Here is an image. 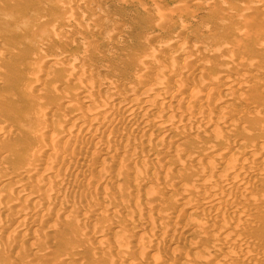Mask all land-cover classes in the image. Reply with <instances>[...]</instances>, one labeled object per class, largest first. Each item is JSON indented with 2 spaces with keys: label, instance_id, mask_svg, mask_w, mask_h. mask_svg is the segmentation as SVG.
<instances>
[{
  "label": "rangeland",
  "instance_id": "obj_1",
  "mask_svg": "<svg viewBox=\"0 0 264 264\" xmlns=\"http://www.w3.org/2000/svg\"><path fill=\"white\" fill-rule=\"evenodd\" d=\"M262 2L264 0H0V126L3 124L6 126L3 125L6 130L0 131V204L5 205L4 214L0 213V232L3 233V236L0 233V264H4L5 261H9L8 264H115L112 261L116 256L124 257L119 264H145V262L150 264L147 261H136L135 256H139L141 252L146 259L151 257L153 260V255L158 260L167 257L165 261L163 260L166 264H178L180 258L187 255L193 257V264H198L196 262L200 259L203 260L199 261V264H206L204 262L210 261L212 256H219L225 251L216 239L221 232V234L224 233L222 238L231 236L246 239L245 247L250 248L251 245L252 258L263 260L264 249L256 246L258 243L257 240L254 241L256 239L254 234L250 235L253 229L243 227L248 222H255L259 213H245L236 223L238 218L235 219L230 212L219 209L216 215H221L219 216L221 220L211 223L208 221L211 220V215L209 219L208 215L205 216L206 214L191 216L192 213L181 207V204L184 206L190 204L197 193V188H191L190 185L193 174L205 171L202 167L200 168L196 158L219 150L224 152L227 150L229 155L225 156L226 159L223 161L228 162L237 153L235 148L232 149L233 147L247 149V146L257 139L259 141L256 142L264 144V22H259L258 25L253 24L251 18H247L242 12V7H256ZM185 8L192 9L193 12L190 14V10ZM158 14H162L166 20L163 22L158 20ZM68 15L73 19L76 18L74 20L84 17L86 26L75 27L74 24L72 25L74 21ZM43 16L48 17L46 21H43ZM263 16L258 17L264 21ZM179 23L185 24L188 28L179 32L176 26ZM40 27H43L44 33L37 36L34 32ZM159 27H162V30ZM155 33H158L157 38H152ZM183 46L187 47L186 49L192 46L191 49L196 51L198 49L197 54L202 55L204 52V55L194 60L183 55L179 56L178 53ZM169 47H173V50ZM177 48H181L180 51ZM174 50H178V53ZM214 50L220 52H213ZM213 53L218 56H214ZM231 55L237 58L235 62L240 66L239 70L236 69L237 71L229 68L231 63L225 62L227 59L224 58ZM171 58H175L177 63L171 67V70H174L172 72L174 77L194 67L196 72L193 75L197 74L200 78L198 76L191 78L193 75H190V88L203 93L213 94L214 91L215 97H218L210 108L199 105L188 106L190 111H188V117L195 115L196 118H202L199 124L207 123L208 120L209 125L213 121L217 124L204 129L205 132L191 130L189 136L177 139L175 138L177 130L185 118L182 116L178 119V109L175 106L172 105V111L157 118L158 120L155 118L156 115L151 114L152 112L147 109L146 111L143 109V114L140 113L142 112L140 109H131L133 112L137 111L134 112L135 114L138 113L140 116L142 114L141 117L151 118L153 115L152 118L155 119V123L151 124L153 126L150 125V129L148 128L142 134L151 140V144L143 142L141 145L143 147L139 149L141 143L138 140L142 137L140 131L135 129L129 121H119V115L121 116L124 112L121 111L120 114V110L116 107H119V104H125L132 108L130 101L134 99V96L141 104H149V101L156 102L160 96L158 90L153 91L154 94L150 92L144 94L146 96L140 95L143 92L138 91L139 86L135 87L136 83L131 79V73L133 74L135 69H140L145 62L164 64L169 63ZM205 59L209 60V63L204 64ZM37 74H40L41 78L34 80ZM233 74L236 77H233ZM226 76L237 78V87L233 90H223V83L228 81ZM93 78L94 81L98 80L99 84L95 83ZM173 78L157 76L158 81L155 79L153 82L165 86L164 84L170 85ZM147 80L143 82L150 81ZM207 80L210 81L209 84ZM163 81L166 82L163 83ZM82 82L86 86L82 85ZM189 98L187 100L191 101V96ZM114 99L118 101L114 103L116 107L111 118L115 133L108 132L90 142L94 141L96 144L107 142L113 134L123 131V133L133 134L134 131L139 146L136 147L131 141L124 143L120 149L122 155L118 154L112 159H102L86 151L84 154L93 159H89L90 162L78 159L70 161L66 169L57 166L59 176L68 175L59 186L60 194L55 198L50 196L48 190L55 182L50 181L53 178L49 177L43 181L32 176L38 158L46 156L49 144L55 146V143L59 144L61 140L67 138L76 146L79 143L77 136L71 134L68 137L59 130L60 126L63 127L68 122L78 123V120L84 118L78 114L80 109L87 114L95 112L92 117L102 120L104 116L98 111ZM117 103H119L118 106ZM223 112L228 114L224 115ZM31 114L39 116H31ZM228 117H232V120ZM47 119L52 122H48ZM105 119L104 117L103 120ZM176 119L179 121L177 122ZM45 120L48 123H46L44 140L41 137V141L34 132ZM222 120L223 122L218 126V122ZM173 123L178 125L175 126ZM163 129L170 133L168 132L162 138L158 137L157 135ZM149 135L156 137L151 138ZM143 139L145 138L142 137L141 140ZM168 142L172 145H167ZM174 143L177 145L175 146ZM213 146H216L214 147L216 150ZM70 151L65 156L74 153ZM163 151H166L165 154ZM47 156L50 160L47 159L49 162L46 161L42 165L44 171L54 168L59 162L57 160L61 158L60 155L48 154ZM63 172L65 174L61 175ZM102 175L112 181L104 183L105 185L101 183L91 186L85 180L93 176L102 177ZM29 176L30 182L27 183ZM258 180L260 182L252 186L253 189L250 188L253 192L249 193L250 202H254L257 198L264 201V186H261L264 185V176ZM90 188L93 189L92 193L88 192ZM70 190L74 193L72 194ZM235 191V189L230 191L225 189V193ZM37 202L43 205H40L41 211L36 208ZM98 202L105 203V209L95 208ZM175 205H178L176 206L178 211ZM25 206L36 209L33 212L40 218L33 225H27L25 219L15 217L20 213V209L26 208ZM173 211L176 213L174 214ZM87 214L92 219L85 220L84 217ZM225 216L227 219L229 217L231 222L234 218L233 222L236 225L228 221L229 219L225 221ZM15 219L20 221L17 222ZM227 222L230 223L226 228L224 226H227ZM174 225L177 228L180 226L189 229L183 228L186 231L183 229L182 231L179 230L180 227L177 229ZM214 225H216L215 228ZM102 228L108 229L110 236L100 237L97 233ZM82 229L88 230L87 234H81ZM219 229H221L220 232ZM141 232L144 233L141 234ZM202 232H208V236L205 237ZM166 233H171L169 239L155 238L157 234ZM7 234L12 239L8 236L9 239L7 238L8 241H6ZM253 241L255 246L252 245ZM28 243L33 246L31 247ZM210 245L213 248L210 249ZM149 248L151 250L147 253ZM217 248L219 251L222 248V252L220 253ZM215 253L216 256H214ZM3 256H7L4 261ZM29 257L31 261L28 262ZM172 259L178 260L173 262ZM245 260L247 259H238L237 262H245Z\"/></svg>",
  "mask_w": 264,
  "mask_h": 264
},
{
  "label": "bare ground",
  "instance_id": "obj_2",
  "mask_svg": "<svg viewBox=\"0 0 264 264\" xmlns=\"http://www.w3.org/2000/svg\"><path fill=\"white\" fill-rule=\"evenodd\" d=\"M207 3H208V1H206ZM205 3V2H204ZM172 5V4H171ZM189 5V4H188ZM194 5V4H193ZM190 6V5H189ZM195 6V5H194ZM242 6H244V5H242ZM173 8V7H172ZM194 8V7H193ZM243 9V11L242 12H244V15L247 17V18H251V20H252V23L253 24H256V25H258L259 24V22H264V21H262L263 19L262 18H259L258 16H262V15H264V2H262L261 4H258V6H256V7H249V6H244V7H242ZM186 9V8H185ZM70 10V9H69ZM186 10H188V9H186ZM190 10V9H189ZM188 10V11H189ZM192 10V9H191ZM190 10V14H191V12H193V10L191 11ZM69 13H70V11H69ZM68 13V14H69ZM189 13V12H188ZM195 13V12H194ZM67 14V13H66ZM159 15V14H158ZM69 17H70V15H68ZM71 16H73V15H71ZM44 17V16H43ZM42 17V18H43ZM264 17V16H263ZM48 18V17H47ZM47 18L46 17H44L43 18V21H46L47 20ZM165 17H163V15L161 14V15H159V17H158V20H160V21H165L166 19H164ZM70 19H72V21H74V23L72 22V25L74 24L75 25V27H78V28H82V27H85L86 26V21H85V19H84V17H79L77 20H74V19H76V18H74L73 19V17H70ZM262 19V20H261ZM42 20V19H41ZM76 21V22H75ZM42 22V21H41ZM179 22H181V20H179ZM39 23V22H38ZM44 23V22H43ZM159 23V22H158ZM188 24V23H187ZM71 25V26H72ZM42 26V25H41ZM177 27V30L179 31V32H181V31H183L184 29L186 30V28H188V27H186V25L185 24H178V25H176ZM43 28V27H42ZM41 27L40 28H36V30H35V32H34V34L35 35H37V36H39V35H41V34H43L44 33V31H43V29H42ZM162 28V27H161ZM160 27H159V29H161ZM158 29V30H159ZM162 30V29H161ZM160 30V31H161ZM184 30V31H185ZM157 36H158V33H155L154 35H153V37L152 38H157ZM179 40V39H178ZM180 41V40H179ZM178 41V42H179ZM183 41V40H182ZM178 42H175V43H178ZM183 43V42H182ZM62 45H63V43H61ZM164 44H166V43H164ZM228 44V43H227ZM62 45H60L61 47H62ZM191 45L192 46H195L194 44H192L191 43ZM160 46H162V45H160ZM182 46V45H181ZM192 46H191V48H192ZM167 47V46H166ZM165 47V48H166ZM180 47V46H179ZM221 47V46H220ZM226 47V46H225ZM224 47V48H225ZM63 48V47H62ZM168 48V47H167ZM170 48V47H169ZM182 48V47H181ZM180 48V49H181ZM183 48H184V46H183ZM181 49V51H180V49L179 48H177V49H179V51H180V53H178L177 51L178 50H174V51H176V53H178L179 54V56H186V57H190V59L192 58V60H194V58H196V59H198L199 57H201V56H203L204 55V52L202 53V55L201 54H197V53H199L198 52V49H197V51L195 50V49H191V48H188V49H186L187 47H185L184 49ZM217 48H219L218 46H217ZM171 50H173V47H171L170 48ZM201 49V48H200ZM204 49V48H203ZM219 50H221V48H219ZM219 50H217L218 52H220ZM203 51V50H202ZM217 51H213V52H217ZM201 52V51H200ZM211 52V51H210ZM210 52H208V54L209 55H212V54H210ZM229 52V51H228ZM218 54V53H217ZM227 54V53H226ZM177 55V54H176ZM176 55H174V57L176 56ZM213 55L214 56H218V55H215L214 53H213ZM79 56V55H78ZM219 56H221V55H219ZM54 57V56H53ZM198 57V58H197ZM207 57V56H206ZM205 57V58H206ZM210 57V56H209ZM76 58V57H75ZM79 59H80V57H78ZM203 58V57H202ZM215 58V57H214ZM222 58V57H221ZM221 58H219V59H221ZM54 59V58H53ZM180 59V58H179ZM207 59H210V58H207ZM216 59V58H215ZM218 59V58H217ZM216 59V60H217ZM224 59H227L225 62H227L228 61V63H231L230 64V67L229 68H231V69H233V70H235V71H237V70H239L238 68L240 67L239 65H238V63H236L235 62V59H237V58H235V55H231V56H226V58H224ZM187 60V59H186ZM185 60V61H186ZM206 60V59H205ZM74 61V60H73ZM139 61H141V60H139ZM184 61V62H185ZM209 61V60H208ZM207 60L205 61V63L204 64H206V62H208ZM75 62H77V61H75ZM142 62V61H141ZM183 62V63H184ZM195 62H197V61H195ZM176 63V59L175 58H171L170 59V62L169 63H164V64H158L157 62H148V63H143V65L141 66V68L139 69L138 68V70H134V72H133V74L131 73V79H133L134 80V83H136V86L135 87H137V86H139L137 89H138V91H142L141 93L142 94H140V95H144V94H146V93H150V92H152L153 93V91L154 92H156L155 90H158V93H160V96L158 97V100L156 101V102H150L149 100V104H141V102L139 101V100H137L136 98L137 97H135L134 96V99L132 98L131 99V101H130V105H131V107L132 108H129L128 107V105H125V104H119V103H117V106H118V104H119V107H116V105L114 106V103L117 101V100H113V101H111V103H109V104H107L104 108H102V110H100V111H98L99 112V114H103V116L106 118L105 120H103L104 119V117H103V119L101 120V119H97V118H95V117H92L93 116V114H95V112L94 113H92V114H90V113H88L87 114V112L85 113L84 112V110L83 109H80V110H78V114H80L81 116H83L84 118H82L81 120H78V123H66L63 127H62V125L60 126V128H59V130H61V131H63L66 135H68V137H69V135H73V136H77V140H78V144L75 146L74 144H72V143H70V141H68L67 139H64V140H61L60 142H59V144H57V143H55V146H54V144H49V147L47 148V152H46V156L48 155V154H50V155H52V156H61V158L59 159V160H57V161H59V162H57V164L54 166V168H50V170L48 169L47 171L45 170L44 171V169H43V164L47 161V159H49L50 160V158L48 157H46V156H43V157H40V158H38V161L36 162V166H35V171L33 172V177H35V178H38V180H42L43 179V181H44V179H49V177L50 178H53V180L51 179L50 181L52 182V181H55L54 183H53V185H51L50 186V188H49V190H48V193L50 194V196H52V197H57L58 196V194H60V192H59V186H60V184L63 182V181H65L66 180V177H67V175L68 174H65L64 172L61 174V175H63V174H65V176H59L58 175V168H61V169H66V167H67V165H68V163L70 162V161H72V160H80V161H85V160H89V159H92L91 158V156H87L86 154H84V152H86V151H90V153H92L94 156H96L97 155V157H100V158H102V159H104V158H109V159H112L113 157H115L116 155H118V154H121V152H120V149H121V146L124 144V143H127V142H130L131 141V143L133 142L135 145H136V147L137 146H139L138 144H137V142H136V138H135V136H134V131H133V134H131V132L130 133H116V134H113L112 136H111V138L110 139H108V141L107 142H101V143H98V144H96V142H90V141H92V140H94L96 137L98 138L99 136H101V135H106V133H108V132H111V134L112 133H115L114 132V130H113V128H112V124H111V121H112V116H113V113H114V108L116 107V109H118V110H120V114H121V111L122 112H124V113H122L121 114V116L119 115V121H129L130 123H132L133 125H134V127H135V129L137 128V130L138 131H140V133H141V136H142V134L149 128L150 129V125L152 124V123H155V119L154 118H152V116H151V118L150 117H141L142 116V114H143V109H145V111H146V109L147 110H149V111H151L152 113L151 114H155L156 115V119L158 118H160V117H162V115H164L165 113H169V112H171L172 111V109H171V107H173V106H175L177 109H178V113H177V115H178V119L180 118L181 119V117L183 116L184 118H185V120L183 121V123L180 125L181 127L177 130L178 132L176 133V136L177 137H175V138H177V139H180V138H183V137H186V136H189L188 134L190 133V131L191 130H198V131H203L204 129H206V128H209L211 125L213 126V125H215V124H217L216 122H214L213 120V122H211L210 124L211 125H209V124H207V123H209V120H208V122L207 123H201V124H199L200 122H202L201 121V119L199 118V117H194L195 115H193V116H189L188 117V106L189 107H191V106H194V105H199L200 107H205V108H210L211 106H212V104H213V102H216L217 101V99H218V97H215V95H214V91H213V94L212 93H203V92H199V90H196V91H193L191 88H190V86H189V84H190V80H191V78H193L194 76H198L197 74H195V75H193L194 74V72H196V70L194 69V67L193 68H189L188 70H185L186 72L185 73H183L182 75H178V77H174L173 76V71L171 70V67L173 66V64L174 65H177V63ZM183 63H182V65H183ZM188 63V62H187ZM186 63V65H188ZM209 63V62H208ZM172 64V65H171ZM185 64V63H184ZM193 64V63H192ZM197 64H198V62H197ZM196 64V65H197ZM185 65V66H186ZM246 65V64H245ZM244 65V66H245ZM250 65V64H249ZM179 66H181V65H179ZM201 66V65H200ZM222 66V65H221ZM99 67H100V65H99ZM189 67V66H188ZM101 68V67H100ZM136 68V67H135ZM174 68H176V67H174ZM179 68V67H178ZM218 68V67H217ZM247 68V67H246ZM74 69V68H73ZM102 69V68H101ZM185 69V68H184ZM237 69V70H236ZM245 69V68H244ZM177 71V70H176ZM175 71V72H176ZM184 71V70H183ZM69 73V72H68ZM67 73V74H68ZM199 73V72H198ZM71 74H73V73H71ZM175 74H177V73H175ZM180 74V73H179ZM40 74H37V75H35V77H34V80H39L40 78H41V76H39ZM69 75H70V73H69ZM130 75V74H129ZM190 75H193L191 78H190ZM229 75V74H228ZM234 75V74H233ZM157 76H164V77H167V79H168V77H171V78H173L172 79V81H171V84L170 85H166V84H164L165 86H163V84H161V85H157V84H155L153 81L156 79V77ZM176 76V75H175ZM95 77V76H94ZM199 78H200V76H198ZM202 77H203V75H202ZM201 77V78H202ZM207 77V76H206ZM227 77V76H226ZM233 77H236V75H234ZM88 79H89V77H87ZM123 78V77H122ZM129 78V77H128ZM147 80L148 78V80H150V81H148V83H145V82H143V81H145V79ZM216 78H218V77H216ZM229 77H227L226 79L228 80L226 83H223L224 81H226V79H224V81L223 82H221V83H223L224 84V86H223V90H229V89H232L233 90V88H235V87H237V78L235 79H233V78H229ZM90 79H92V78H90ZM166 79V80H167ZM204 79V78H203ZM203 79H202V81H203ZM129 80V79H128ZM157 80V79H156ZM163 80H164V78H163ZM171 80V79H170ZM194 80V79H193ZM205 80V79H204ZM78 81V80H77ZM82 81V80H81ZM93 81H94V78H93ZM158 81V80H157ZM162 81V80H161ZM214 81H215V78H214ZM95 83H97V82H99L98 80L97 81H94ZM137 82H139V83H137ZM141 82V83H140ZM166 81H163V83H165ZM168 82V81H167ZM211 82H213L212 80H211ZM217 82V81H216ZM90 83H92V82H90ZM108 83H110V82H108ZM122 83V82H121ZM162 83V82H161ZM207 83L209 84L210 83V81H208L207 80ZM206 83V84H207ZM214 84H215V82H213ZM97 84H99V83H97ZM139 84V85H138ZM160 84V83H159ZM203 84V83H202ZM205 84V83H204ZM217 84V83H216ZM82 85H85V84H83V82H82ZM128 85H131V84H128ZM239 85V84H238ZM86 86V85H85ZM88 86H90V84L88 85ZM88 86H87V88H88ZM98 86V85H97ZM97 86H95V87H97ZM102 86H106V84H102ZM112 86V85H111ZM199 86V85H198ZM197 86V87H198ZM215 86H217V85H215ZM85 88V87H84ZM199 88H201V87H199ZM213 88H214V86H213ZM89 89H90V87H89ZM88 89V90H89ZM206 89V88H205ZM235 90V89H234ZM218 93V92H217ZM130 94V93H129ZM154 94V93H153ZM157 94V93H156ZM183 94V95H182ZM219 94V93H218ZM217 94V95H218ZM96 95V94H95ZM118 95H120V94H118ZM123 96V95H122ZM144 96H146V95H144ZM158 96V95H157ZM191 96V101L189 100H187V98H189ZM97 97V96H96ZM116 97V96H115ZM119 97V96H118ZM156 97V96H155ZM183 97H185V98H183ZM152 98H153V96H152ZM226 98V97H225ZM118 99V98H117ZM139 99V98H138ZM190 99V98H189ZM220 99V98H219ZM104 100V99H103ZM130 100V99H129ZM141 100V99H140ZM151 100V99H150ZM153 100V99H152ZM109 101V100H108ZM220 101V100H219ZM224 101V100H223ZM118 102V101H117ZM121 102H123V101H121ZM148 103V102H147ZM173 105V106H172ZM198 106V107H199ZM176 108H174V109H176ZM113 109V110H112ZM131 109H135V110H142V112H140V113H142L141 114V116L137 113V114H135L134 112H137V111H131ZM176 109V110H177ZM212 109V108H211ZM96 110V109H95ZM209 110V109H208ZM210 111V110H209ZM97 112V113H98ZM175 112V111H174ZM190 112V111H189ZM217 112H218V110H217ZM216 112V113H217ZM34 113V112H33ZM149 113V112H148ZM225 112H223V114H224ZM176 114V113H175ZM191 114V113H190ZM194 114V113H193ZM228 113H226V114H224V115H227ZM230 114V113H229ZM38 115V114H37ZM36 114H31V116H37ZM97 115V114H96ZM96 115H94V116H96ZM117 115V114H116ZM30 116V115H29ZM39 116V115H38ZM180 116V117H179ZM228 116H230V115H228ZM115 117V116H114ZM117 117V116H116ZM177 117V116H176ZM202 117V116H201ZM224 117V116H223ZM226 117V116H225ZM228 118H230L231 120H232V117H228ZM90 119H92V120H90ZM157 119V120H158ZM217 119H219V118H217ZM229 119V120H230ZM48 120V122H52L50 119H47ZM113 120H115V119H113ZM118 120V119H117ZM117 120H116V122H117ZM165 120V119H164ZM182 120H183V118H182ZM182 120H180V122L182 121ZM176 121L178 122L179 120H177L176 119ZM46 120L44 121V123L38 128V129H36V131L34 132V135L35 136H37V137H39V139H41V141H42V138H43V140H44V137H45V132H46V128H47V124L46 123H48ZM123 122V123H124ZM173 122L174 123H176L174 120H173ZM223 122V120L222 121H219L218 122V126H219V124H221ZM226 122V121H225ZM230 122V121H229ZM163 123V122H162ZM173 123V124H174ZM2 124V123H1ZM63 124V123H62ZM227 124V123H226ZM4 126H5V124H3ZM3 125H1L0 126V131L1 130H3V129H5V127L3 126ZM175 125V124H174ZM173 125V126H174ZM178 125V124H177ZM177 125H175V126H177ZM151 126H153V125H151ZM170 126V125H169ZM82 127H84V128H82ZM167 127V126H166ZM217 128V127H216ZM115 129H116V127H115ZM175 129V128H174ZM173 129V130H174ZM6 130V129H5ZM137 130H135V131H137ZM160 130V129H159ZM172 130V131H173ZM171 131V130H170ZM175 131V130H174ZM206 131V130H205ZM205 131H203V132H205ZM33 132V131H32ZM120 132V131H119ZM168 130H166V129H163L161 132H159V134L158 133H156V134H158L157 136L158 137H161L162 138V136H165V135H167L168 134ZM139 133V132H138ZM140 133L138 134V136H140ZM151 133V132H150ZM153 133V132H152ZM151 133V134H152ZM170 133V132H169ZM135 134H137V133H135ZM146 135L148 134V132L147 133H145ZM60 135H62V134H60ZM196 135V134H195ZM234 135V134H233ZM42 137V138H41ZM142 137H144L145 139H143V140H141L142 139ZM141 137V139L140 140H138V138H137V140L141 143L140 144V146H139V149L141 148V147H143V146H141V145H143V142H145V143H150V141L151 140H149V138H147L146 136H142ZM149 137H151V138H153V137H156V136H153L152 137V135H149ZM191 137V136H190ZM150 138V139H151ZM222 138V137H221ZM160 139V138H159ZM173 139H174V137H173ZM224 139V138H223ZM260 139H262V138H260ZM155 140V139H154ZM172 140V139H171ZM176 140V139H175ZM182 140V139H181ZM103 141V140H102ZM152 141H153V139H152ZM178 141V140H177ZM215 141V140H214ZM256 141H259V139H257V140H255L254 142H249L250 144H249V146H247L248 148L247 149H243V148H237L236 149V147H233L232 149H234V150H236L237 151V153L233 156V155H231V156H233L228 162H225V161H223V159H226L225 158V156L227 157L229 154H228V151L226 150V152H224L223 150L221 151V150H219L218 152H216V153H213V154H209V155H205V156H203L202 154V158L200 157H198V158H196V161H199L198 163H199V166H200V168L202 167V170L204 169L205 171L204 172H193L194 174H193V177H192V181H191V183H190V185H191V188L193 187L194 189L195 188H197V193L194 195L195 196V198L194 199H192V201L190 202V204H187V205H182L181 204V207L183 206V208H185L189 213H192L191 214V216H193L194 214H199V215H201V214H206L205 216H207L208 215V219H209V215H211V220H208L209 222H211V223H214V222H216L217 220H221L220 218H219V216L221 217V215H216L217 213V211L219 210V209H222L223 211H228V212H230L232 215H233V217L235 218V219H237V221H236V223L238 222V220L239 219H241L242 218V216L245 214V213H247L248 214V212H251L252 214L253 213H259V217L256 219V221L255 222H253V223H251V222H248V224L247 225H244L243 227L244 228H248V229H253V232L252 231H250V232H252V233H250V235L251 234H254V241L256 242V240H257V243H258V245H256V246H258L259 248H261V249H264V201L262 200V199H260V198H257L254 202H250V200H249V193H253L252 191H250V188H252L253 189V187L256 185V184H258L259 182H260V180H258L260 177H262V176H264V144H261L260 142H256ZM262 141H263V139H262ZM45 142H46V138H45ZM47 142H49V141H47ZM72 142V141H71ZM98 142V141H97ZM51 143V142H50ZM153 143H154V141H153ZM164 143V142H163ZM93 144H96V145H93ZM133 144V145H134ZM151 144V143H150ZM171 144V143H170ZM169 144V142H168V144L167 145H170ZM211 144V143H210ZM226 144V143H225ZM44 145V144H43ZM132 145V146H133ZM147 145V144H146ZM145 145V146H146ZM172 145V144H171ZM174 145L176 146L177 145V143L175 144L174 143ZM207 145H208V143H207ZM212 145V144H211ZM211 145H209V146H211ZM233 145V144H232ZM231 145V146H232ZM166 146V145H165ZM46 147V146H45ZM130 147V146H129ZM148 147V146H147ZM150 147V146H149ZM169 147V146H168ZM208 147V146H207ZM214 147H216V146H213V148ZM135 148V147H134ZM46 149V148H45ZM208 149H210V148H208ZM212 149V148H211ZM215 149V148H214ZM70 150H72V151H74V155L73 154H70V155H67V156H65L66 154H67V152L68 151H70ZM165 150H167V149H165ZM216 150V149H215ZM141 151V150H140ZM209 151H211V150H209ZM133 152H135V151H133ZM137 152V151H136ZM142 152V151H141ZM166 152V151H165ZM165 152L163 151V153L165 154ZM232 151H230V153H231ZM69 153V152H68ZM70 153H71V151H70ZM124 153V152H123ZM126 153V152H125ZM144 153V152H143ZM141 154V153H140ZM122 155V154H121ZM124 155V154H123ZM134 155H136V154H134ZM158 155H160L159 153H158ZM197 155V154H196ZM200 156V155H199ZM136 157H137V155H136ZM195 157V156H194ZM54 158V157H53ZM119 158V157H118ZM189 158V157H188ZM55 159V158H54ZM95 159H96V157H95ZM140 159V158H139ZM198 159V160H197ZM49 160L47 161V162H49ZM93 160V159H92ZM52 161V160H51ZM50 161V162H51ZM55 161V160H54ZM79 161V162H80ZM104 161V160H103ZM111 161V160H110ZM117 161V160H116ZM142 161H144V160H142ZM146 161V160H145ZM55 162V163H56ZM88 162V161H87ZM89 162H90V160H89ZM158 163V162H157ZM226 164V165H225ZM70 165V164H69ZM81 165V164H80ZM90 165V164H89ZM101 165H103V164H101ZM126 165V164H125ZM57 166H59L58 168H57ZM147 166V165H146ZM151 166H152V164H151ZM150 166V167H151ZM50 167V166H49ZM86 167V166H85ZM126 167V166H125ZM196 167V166H195ZM68 168V167H67ZM72 168V167H71ZM160 168V167H159ZM125 169V168H124ZM136 169V168H135ZM155 169V168H154ZM157 169V168H156ZM221 169V170H220ZM71 170V169H70ZM88 170H89V168H88ZM119 170V169H118ZM127 170V169H126ZM133 170V169H132ZM132 170H130L131 172H132ZM158 170V169H157ZM156 170V171H157ZM192 170V169H191ZM195 170H196V168H195ZM200 170V169H199ZM201 170V171H202ZM68 171V170H67ZM101 171V170H100ZM135 171H137V170H135ZM146 171V170H145ZM2 172V171H1ZM103 172V171H102ZM129 171L127 170V172L126 173H128ZM67 173V172H66ZM71 173H73V172H71ZM84 173V172H83ZM95 173V172H94ZM93 173V174H94ZM144 173V172H143ZM97 174V173H96ZM95 174V175H96ZM192 174V173H191ZM190 174V175H191ZM30 175V174H29ZM187 175V174H186ZM31 176V175H30ZM30 176H29V179H28V181H27V183H29L30 182ZM32 177V179H34ZM187 177V176H186ZM8 179V178H7ZM189 179H190V177H189ZM262 179V178H261ZM5 180V179H4ZM20 180V179H19ZM86 181H88L89 182V184H91V186H94V185H99V184H101V183H107V182H111L112 180L110 179V178H108V177H103V175H102V177H100V176H93L91 179L89 178H86L85 179ZM185 180V179H184ZM184 180H182V182H184ZM43 181H40L41 183L43 182ZM37 182V181H36ZM263 182H264V180H263ZM262 182V183H263ZM21 183V182H20ZM23 183V182H22ZM45 183V182H44ZM113 183V182H112ZM144 183V182H143ZM187 183V182H186ZM1 184V183H0ZM23 184H25V182L23 183ZM50 184V183H49ZM63 184V183H62ZM102 184V185H103ZM110 184V183H109ZM141 184V183H140ZM185 184V183H184ZM3 185V184H2ZM39 185V184H38ZM105 185V184H104ZM154 185V184H153ZM182 185V184H181ZM190 185H189V188H190ZM18 186L20 187V185L18 184ZM25 186V185H24ZM48 186V185H47ZM64 186V185H63ZM77 186H79V185H77ZM90 186V187H91ZM160 186V185H159ZM253 186V187H252ZM261 186H264V185H261ZM65 187V186H64ZM81 187V186H80ZM155 187V186H154ZM259 187V186H258ZM21 188H22V186H21ZM93 189H94V187H92ZM92 188H90L89 190H88V192H91L92 193V191L91 190H93ZM184 188V187H183ZM190 188V189H191ZM61 189H62V186H61ZM225 189H227V190H229L230 191V189H235L236 191L235 192H228V193H225ZM263 189V188H262ZM16 190V189H15ZM21 190V189H20ZM192 190V189H191ZM259 190H260V188H259ZM264 190V189H263ZM24 191V190H23ZM66 191H68V189L66 190ZM71 192H72V194L74 193L73 192V190H70ZM74 191H76V190H74ZM86 191V190H85ZM254 191V190H253ZM9 192H10V190H9ZM82 192V191H81ZM187 192V191H186ZM17 193V192H16ZM90 193V194H91ZM256 193V192H255ZM254 193V194H255ZM10 194H11V192H10ZM26 194V193H25ZM63 194V193H62ZM67 194V193H66ZM85 194H86V192H85ZM90 194H89V196H90ZM250 194V196H252ZM1 195V194H0ZM13 195H14V193H13ZM88 195V194H87ZM255 195H257V194H255ZM3 196V195H2ZM1 196V197H2ZM8 196H10L9 194H8ZM28 196H29V194H28ZM45 196V195H44ZM86 196V195H85ZM62 197V196H61ZM72 197V196H71ZM93 197V196H92ZM102 197H104V196H102ZM175 197H177V196H175ZM174 197V198H175ZM255 197V196H254ZM3 198V197H2ZM88 198V197H87ZM193 198V197H192ZM28 199V198H27ZM26 199V200H27ZM95 199V198H94ZM102 199V198H101ZM100 199V200H101ZM173 199V198H172ZM251 199V198H250ZM42 200V199H41ZM56 200V199H55ZM58 200V199H57ZM63 200H65V199H63ZM3 201V200H2ZM178 201V200H177ZM176 201V202H177ZM39 202V201H38ZM37 202V203H38ZM42 202V201H41ZM44 202V201H43ZM92 202V201H91ZM173 202H174V200H173ZM2 204H3V202H1ZM60 203V202H59ZM159 203V202H158ZM179 203H181V202H179ZM179 203H177L178 205H180ZM215 203V204H214ZM66 204V203H65ZM175 204V203H174ZM32 205V204H31ZM38 206L36 207L37 209L39 208L40 209V205H42V204H37ZM66 205H68V204H66ZM70 205V204H69ZM73 205H74V203H73ZM108 205V204H107ZM178 205H175V208L177 209V207L176 206H178ZM43 206V205H42ZM4 207H5V205L4 206H2L1 204H0V213L1 214H4ZM8 207V206H7ZM26 208H23V209H20V213L19 214H17L15 217H19L20 219H25L26 220V223H27V225L29 224V225H33V224H35L38 220H40V218L39 217H36L35 216V214H34V210H36V209H33V208H28L27 206H25ZM72 207V206H71ZM70 207V208H71ZM74 207H75V205H74ZM9 208V207H8ZM41 208H43V207H41ZM95 208H97V209H99V208H101V209H105V203H103V202H98V203H96V207ZM182 208V209H183ZM19 209V208H18ZM39 209H38V211H39ZM111 209V208H110ZM184 209V210H185ZM42 209H40V211H41ZM77 210V209H76ZM82 210H84V211H86L85 209H83L82 208ZM90 210V209H89ZM138 211H140V210H138ZM147 211H149V210H147ZM176 211H178V209L176 210ZM176 211H173V213L175 214L176 213ZM186 211V213H188ZM3 212V213H2ZM7 212V211H6ZM170 212V211H169ZM172 212V211H171ZM56 213V212H55ZM54 213V214H55ZM88 213V212H87ZM90 214V213H89ZM150 214V213H149ZM179 214V212L177 213V215ZM183 214V213H182ZM40 215V214H39ZM50 215H52V214H50ZM95 215V214H94ZM170 215H171V213H170ZM170 215H169V217H170ZM187 215V214H186ZM228 215H229V213H228ZM195 216V215H194ZM229 216H231V215H229ZM202 217V216H201ZM227 216H225V221H227L228 219H229V217H228V219L226 218ZM85 218V220H89V219H92V217L91 216H89L88 214L86 215V217H84ZM176 218V217H175ZM231 218V217H230ZM234 218H233V220H234ZM3 219H5V218H3ZM11 219H13V218H11ZM206 219V218H205ZM8 220H9V218H8ZM16 220V219H15ZM131 220V219H130ZM200 220H202L201 218H200ZM231 219H229L228 221H230ZM233 220H232V222L231 223H234L233 222ZM17 221V220H16ZM18 221H20V220H18ZM17 221V222H18ZM93 221V220H92ZM133 221V220H132ZM137 221V220H136ZM144 221V220H143ZM197 221V220H196ZM203 221V220H202ZM85 222V221H84ZM135 222V221H134ZM134 222H133V224H134ZM174 222V221H173ZM229 222V223H230ZM131 223V222H130ZM129 223V224H130ZM199 223V222H198ZM203 223H205L204 221H203ZM217 223V222H216ZM228 223V222H227ZM229 223L227 224V226H224V227H228V225H229ZM236 223H234L235 225H236ZM1 224V223H0ZM54 224V223H53ZM128 224V223H127ZM219 224V223H218ZM218 224H216V225H218ZM233 224V225H234ZM21 225V224H20ZM49 225V224H48ZM47 225V226H48ZM52 225V224H51ZM216 225H214V228H215V226ZM224 225V224H223ZM222 225V226H223ZM232 225V224H231ZM102 226V225H101ZM175 226V225H174ZM179 226V225H178ZM189 226V225H188ZM205 226V225H204ZM120 227V226H119ZM180 227V226H179ZM178 227V228H179ZM191 227V226H190ZM203 227V226H202ZM255 227V228H254ZM48 228V227H47ZM46 228V229H47ZM90 228V227H89ZM104 228V227H103ZM101 229L100 230V232L99 233H97L100 237L102 236V237H106V236H108L109 235V230L108 229ZM175 228H177L176 226H175ZM174 228V229H175ZM177 228V229H178ZM184 228V227H183ZM183 228H181L180 227V229L179 230H182ZM186 229H189L188 227H185ZM184 228V229H185ZM196 228H198V227H196ZM201 228V227H200ZM52 229V228H51ZM173 229V230H174ZM183 229V230H184ZM192 229V228H191ZM204 229V228H203ZM202 229V230H203ZM12 230V229H11ZM179 230L177 231V232H179ZM182 230V231H183ZM220 230L221 229H219L218 231L220 232ZM51 231V230H50ZM142 231V230H141ZM144 231V230H143ZM171 231H172V228H171ZM184 231H186V230H184ZM188 231V230H187ZM204 231H206L205 229H204ZM2 232V231H1ZM0 232V233H1ZM13 232V231H12ZM81 234H87V232H88V230H86V229H82L81 231ZM147 232V231H146ZM200 232V231H199ZM10 233V232H9ZM14 233V232H13ZM140 233V232H139ZM144 232H141V234H143ZM148 233V232H147ZM175 233V232H174ZM180 233V232H179ZM203 234H204V236L205 237H207L208 235V232L206 233H204V232H202ZM212 233V232H211ZM215 233H216V231H215ZM222 233V232H221ZM221 233H218V235H217V237H216V239H217V241H219L220 242V244L224 247V249H225V251L223 252V253H221L222 251V248H221V250L219 251V248H217L218 249V251L221 253L219 256H216V253H215V255L214 256H216V257H213L212 256V259H210V261H206V260H204V261H206V262H204V263H206V264H264V257L262 256V254H261V256L263 257V260H258V259H254V258H252V252H253V250H252V248H251V245L250 244H248V245H250L249 247L251 248H248V246H246L245 247V243H246V239H244V238H241V237H238V238H233V237H228V236H226L225 238H222V236L224 235V233L223 234H221ZM2 235L1 236H3V233H1ZM91 234V233H90ZM167 234V235H166ZM166 234H157V235H155V238H159V239H161V238H166V239H169L170 238V235H171V233H166ZM177 234V233H176ZM146 235V234H145ZM175 235V234H174ZM5 236H6V234H5ZM8 236H9V234H7V237H5L6 238V241H8L7 240V238H8ZM110 236V235H109ZM147 236V235H146ZM151 236V235H150ZM169 236V237H168ZM202 237H203V235H201ZM10 237V236H9ZM38 237V236H37ZM36 237V238H37ZM204 237V238H205ZM253 237H252V239H253ZM2 238H4V237H2ZM11 238V237H10ZM151 238V237H150ZM153 239H154V236L152 237ZM214 238V237H213ZM9 239V238H8ZM12 239V238H11ZM29 239H31V237L29 238ZM156 240H158V239H156ZM155 240V241H156ZM171 240V239H170ZM38 241H39V239H38ZM197 241H198V239H197ZM214 241V240H213ZM254 241H253V244L252 245H254ZM14 242V241H13ZM165 242V241H164ZM39 243V242H38ZM43 243H44V241H43ZM166 243V242H165ZM15 244V243H14ZM17 244V243H16ZM29 244V243H28ZM47 244V243H46ZM197 244V243H196ZM30 246H31V243L29 244ZM45 245V244H44ZM104 245V244H103ZM213 245V244H212ZM212 245H210L209 247H210V249L211 248H213L212 247ZM217 245V244H216ZM215 245V246H216ZM254 245V246H255ZM33 246V245H32ZM31 246V247H32ZM194 246H195V244H194ZM30 247V248H31ZM102 247V246H101ZM196 247H198V246H196ZM217 247V246H216ZM28 248V247H27ZM189 248V247H188ZM248 248V249H247ZM254 248V247H253ZM259 248H258V251H260L259 250ZM32 249V248H31ZM38 249V248H37ZM196 249V248H195ZM202 249H203V252H204V247H202ZM205 249H207V248H205ZM148 251H147V253H149V250H151V248H149V249H147ZM176 250V249H175ZM197 250V249H196ZM29 251V250H28ZM200 251V250H199ZM199 251H197V253L199 252ZM257 251V250H256ZM257 251V252H258ZM44 252V251H43ZM152 252V251H151ZM154 252V251H153ZM27 253V252H26ZM173 253V252H172ZM261 253V252H260ZM24 254V253H23ZM142 254V255H141ZM198 254H200V253H198ZM27 255V254H26ZM39 255V254H38ZM41 255V254H40ZM121 255V254H120ZM150 255H152L151 253H150ZM149 255V256H150ZM185 255H187V254H185ZM191 255H193L192 253H191ZM30 256V255H29ZM122 256V255H121ZM174 256H176V255H174ZM4 257V256H3ZM7 256H5L4 258H3V261H4V259L6 258ZM115 257V256H114ZM113 257V258H114ZM136 257V261L137 262H145V261H147V262H149L150 264L151 263H153V264H160V263H162L163 264V262L166 260L165 258H167V257H165L164 259H159L158 260V258L155 256V258L157 259V260H154L155 258H154V255L152 256L153 257V260L151 259V257L149 258L148 257V259H146V257H145V255L141 252L140 253V255L139 256H135ZM173 257V256H172ZM121 258H123L124 259V257L122 256V257H117L116 256V258L112 261V263H117V264H119V263H121L122 261L121 260H123V259H121ZM210 258V257H209ZM208 258V259H209ZM261 258V257H260ZM7 259V258H6ZM31 258L29 257V259H28V262H29V260H30ZM238 259H247V260H245V262H242V261H240V262H237V260ZM249 259V260H248ZM9 260V259H8ZM164 260V261H163ZM168 260V259H167ZM170 260V259H169ZM173 260V259H172ZM176 260H178V259H175V260H173V262H175ZM192 260H193V257L191 258V256H183V258L181 259L180 258V260L177 262L178 264H186V262H188L187 264H193V262H192ZM201 260H203V259H200V260H197L198 262H196V263H198L199 264V261H201ZM31 261V260H30ZM121 261V262H120ZM134 261V260H133ZM251 261V263H247V262H250ZM9 262V261H8ZM8 262H6L5 261V263H7L8 264ZM169 262H171V261H169ZM173 262H171V263H173ZM190 262H192V263H190ZM4 263V264H5ZM22 263V262H21ZM165 264H166V262H164ZM201 263V262H200ZM28 264H31V263H28ZM128 264V263H127ZM134 264V263H133ZM145 264H146V262H145ZM148 264V263H147ZM168 264V263H167ZM176 264V263H175Z\"/></svg>",
  "mask_w": 264,
  "mask_h": 264
}]
</instances>
